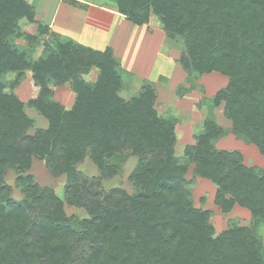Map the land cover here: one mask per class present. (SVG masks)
<instances>
[{
    "label": "trees",
    "instance_id": "obj_1",
    "mask_svg": "<svg viewBox=\"0 0 264 264\" xmlns=\"http://www.w3.org/2000/svg\"><path fill=\"white\" fill-rule=\"evenodd\" d=\"M110 1L133 23L155 15L166 37L182 39L177 62L189 89L202 92L196 80L211 71L228 82L210 99L200 97L208 112L194 142L176 156V119L153 106V84L144 80L124 98L123 70L110 48L95 50L39 22L37 32L55 46L32 60L15 38L23 36L18 20H34L33 8L25 0H0V264H264L260 240L249 227L233 225L215 234L209 211L193 205L185 178L192 163L194 174L216 185L222 211L237 203L264 220V164L249 167L237 150L215 146L231 132L264 156V0ZM92 66L96 78L84 79ZM26 69L38 89L28 103L47 119L46 128H30L22 102L3 91L7 72ZM62 84L74 94L70 107L53 98L54 87ZM221 102L229 127L212 114ZM124 150L140 158L131 174L137 193H76L85 181L73 165L85 154L103 168ZM32 157L50 168L59 159L56 172L68 175V201L80 202L89 215L82 230H74L50 188L25 173ZM8 169L16 173L18 199L4 180Z\"/></svg>",
    "mask_w": 264,
    "mask_h": 264
},
{
    "label": "rangeland",
    "instance_id": "obj_2",
    "mask_svg": "<svg viewBox=\"0 0 264 264\" xmlns=\"http://www.w3.org/2000/svg\"><path fill=\"white\" fill-rule=\"evenodd\" d=\"M25 2L33 8L32 10H34L35 13L34 20L31 22L26 18L18 20L17 31L22 33L23 36L16 37L15 42L22 50L28 51L27 53L32 60H36L45 50L49 49L50 46L54 47L55 44L51 42L50 37L37 32L36 29L38 22L47 25L48 23L43 20L39 13L36 14L37 11L35 10V7L39 11L43 9L49 11L52 4H55V0H25ZM85 2L100 5L110 4V6H114L110 0H80V3ZM113 9L116 13L118 12L115 6ZM121 26V24L119 25V20H116V23L113 24V28H111L106 34L107 40H112V43L115 41L120 42L121 39L123 40L125 37L123 35L127 34L126 36H128V33L132 34L133 36L131 39L135 40L136 32L139 30L132 28L129 31V29H126L118 35L116 32L121 30ZM139 26L140 30L142 32L145 30L150 37L160 38L161 41L159 40V43L161 45L158 54L167 58L161 61L157 60L156 62H152L151 67L149 62H151V57L154 55L152 53L154 45L152 44V46H150L147 43L145 45V42L141 37V39L139 38L140 42L138 44L132 42V45H129L126 48V54L129 57L128 60H131L132 57V61H136L137 59L140 60L142 57L143 63L145 64L147 59L148 62L146 63H148L149 66L145 69L146 71H142L138 66L131 67L130 62H128L127 65H124L118 60L119 67L122 68L124 77V86L120 90V94L128 99L131 94L136 93L141 89V84L144 80L151 84H153L154 81L153 86L157 92V97L153 106L160 115L163 114L165 117H174L176 119L174 129L177 137L184 133L188 140H190L192 137V129H194L195 133L198 122H201V117L204 113L207 114L208 112V107L205 101H203L199 107H195L193 102L191 104L190 99H192L195 94L197 97H199V95L203 96L205 100L210 99L220 88L226 86L228 77H225L216 71L203 73L196 80V83L202 86V92L200 88L189 89L187 82L183 84L184 73H182V70L180 68H175L173 65L168 69L167 64L174 59L177 60L180 53L183 52L184 45L182 39L179 36L171 39L167 38L162 30L161 21L155 15H151L148 22L142 23ZM127 39H129V37ZM142 50L145 52L142 53ZM147 51L149 54L146 53ZM97 72V68L92 66L90 70L86 74H82V76L84 79L92 81L96 78ZM156 73H161L163 76L170 73L169 77L171 82H169V85L166 77L162 79V76H157ZM1 81L4 86L3 91L5 93L12 92L22 102L23 113L32 120L30 128H46L48 126L47 119L28 103V100L34 97L38 90L32 80L31 71L28 69L21 72L9 71L3 76V80ZM53 90V98L60 104L65 107H70L72 105L74 94L67 84L57 85ZM188 90H194V92H187ZM222 106L223 102L214 106L212 108V114L217 123L221 126L223 125V127H229L230 122L223 115ZM189 123L193 124L190 126ZM29 133H31V130H29ZM223 137H221V140L218 139L215 142L217 148L237 150L242 155V162L249 167L261 168L263 166L264 156L258 151L254 144L242 142V140L237 139L231 132L226 133ZM184 144H186L184 140L181 143L178 142L175 144L174 154L176 156H181L183 154ZM139 160L140 158L137 155L124 150L116 153L113 158L108 160L103 168H100L88 155L85 154L80 161L73 165L78 180L80 182L85 181V187L78 188L79 190L77 189L76 193L83 196L86 195L87 191L92 193L97 192L101 198L107 194L113 197L120 196L122 192L127 195L137 193L138 189L131 181V174L137 167ZM52 162V166H54L50 168L46 165L43 159L32 157L30 167L25 173L31 174L34 182L40 187H49L53 194L62 202L64 213L69 217L74 230H82V221L89 218L86 208L83 204H80V202L76 203L68 201V191H66L68 175H66L67 173L64 171L56 172L57 165L61 164L59 159L54 158ZM192 168L193 164L188 163L185 172L186 186L189 190L190 198L194 206L196 205V207L209 211V221L213 226L215 234L220 233L233 225L249 227L252 233L260 240L261 254L264 258V220L252 217L249 209L240 206L237 203H234L227 211H222L221 207L215 202L216 185L209 179L194 174ZM15 175L16 173L12 169H8L3 176L5 182L13 187L11 196L14 199H18L20 198V192L14 186ZM79 248L80 247L77 246L75 251H78Z\"/></svg>",
    "mask_w": 264,
    "mask_h": 264
},
{
    "label": "crops",
    "instance_id": "obj_3",
    "mask_svg": "<svg viewBox=\"0 0 264 264\" xmlns=\"http://www.w3.org/2000/svg\"><path fill=\"white\" fill-rule=\"evenodd\" d=\"M78 1L80 2V0H78ZM82 4H84V6L80 8L77 5H71L66 0H55V4L54 5L52 4L51 8H49V11L47 9H43V10L39 11L38 9H36V7H35V10L37 11L36 14L39 13L41 15V17L43 18V20L48 23V26H49V28H51L50 30H52L53 33L55 32L56 34H58L61 37L70 38L77 43H80V44L85 45V46H89L95 50L103 51L106 48H110L112 50L114 56L117 59L119 58L118 60L121 63H123L124 65L125 64L127 65V63L130 62L131 67H134V66L137 67L138 66L139 68H141L142 71L147 69V67L149 66V64L146 63V62H148L147 59H146V62H145L146 65H145L143 63L142 57L140 58V60L137 59L136 61H132V57H131V60H128L129 57L126 54L127 46L132 45V42H136L138 44L140 42L139 41L140 37L145 42V45H146V43L150 46H152V44H153L155 47V48L154 47L152 48V53L155 56L153 55V57H151V62H149L151 67H152V64H151L152 62H156L157 60L161 61V60H164L165 58H167V57L164 58L163 55L158 54V50H160V45H161L159 43L160 38H157V37L154 38L152 36L150 37V35L148 33H146L145 30H143V32H142L140 30L139 25L133 23L125 15H123L119 12L116 13L113 9L114 6L112 7V6H110V4L109 5H106V4L100 5V4H93V3H87V2L82 3ZM116 20H119V25L120 24L122 25L121 30L117 29L118 31L116 33L118 35H120V33H122L126 29H129V31L132 28L139 30L136 32L135 40L131 39L133 35L130 33H128L129 34L128 36H126L127 34L123 35L125 37L123 38V40L121 39L120 42L115 41L114 43H112L111 42L112 40L111 41L109 39L107 40L106 34H107V32H109L111 30V28H113V24L116 23ZM128 37H129V39H127ZM125 39H127V40H125ZM124 40H125V42H124ZM122 41H123V43H122ZM141 43H142V40H141ZM144 52L145 51L142 50V53H144ZM146 53L149 54L148 51ZM145 57H147V56H145ZM167 64H168V69L170 68L171 65H173L175 68H177V69L180 68L182 70V73H184V81H183L184 83L183 84H185L186 83V81H185L186 73L183 71L181 66L178 64L177 60L174 59V60H172V62L167 63ZM156 74H157V76L158 75L162 76L161 77L162 79H164L166 77L167 83L169 85V82H171L170 77H169L170 73H168V75H164V76L161 73H156ZM225 77H227V76H225ZM153 84H154V81H153ZM179 84H182V83H179ZM180 86H182V85H180ZM188 87H189V84H188ZM192 91L194 92V90H191V91L188 90L187 92H192ZM156 97H157V92H156ZM200 97H201L200 95H199V97H197L195 94L192 97V99H190L191 104L193 102L195 107H199L200 104H198V103H199ZM222 108H223V106H222ZM204 116H206L205 113L202 117L200 115L201 122H198V124H197L198 126L195 129V133H197L199 131V129L203 123V120L205 118ZM186 117L189 118L188 116H186ZM192 124L189 123L190 126ZM192 130H193L192 131V137L190 138V140H188L186 135L184 133H182L180 136L176 137L175 144H177L178 142L181 143L183 140L186 143V144H184L185 146L192 144L194 142L193 135L195 134L194 129H192ZM220 140H221V138H220ZM175 144H173L174 148H175ZM185 146L183 147V149L185 148ZM224 149H227V148H224Z\"/></svg>",
    "mask_w": 264,
    "mask_h": 264
}]
</instances>
